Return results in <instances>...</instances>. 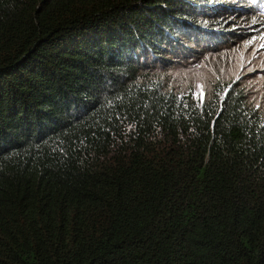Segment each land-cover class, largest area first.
Here are the masks:
<instances>
[{
  "label": "trees",
  "instance_id": "obj_1",
  "mask_svg": "<svg viewBox=\"0 0 264 264\" xmlns=\"http://www.w3.org/2000/svg\"><path fill=\"white\" fill-rule=\"evenodd\" d=\"M211 1L0 0V264H264V106L155 72Z\"/></svg>",
  "mask_w": 264,
  "mask_h": 264
},
{
  "label": "rangeland",
  "instance_id": "obj_2",
  "mask_svg": "<svg viewBox=\"0 0 264 264\" xmlns=\"http://www.w3.org/2000/svg\"><path fill=\"white\" fill-rule=\"evenodd\" d=\"M234 1L236 5L231 10L221 12V20L212 19L214 16L210 17L208 13L200 19L215 29H232L241 35L223 37L222 48L208 52L202 58L155 72L170 86L177 89L194 86L201 95L210 93L216 84L221 83L223 86L219 88L226 89L235 82L243 86L256 103L264 106V7L257 12L250 11L238 5L240 0ZM208 7L212 11L211 6ZM260 17L263 23L259 28L254 27L252 21Z\"/></svg>",
  "mask_w": 264,
  "mask_h": 264
},
{
  "label": "clouds",
  "instance_id": "obj_3",
  "mask_svg": "<svg viewBox=\"0 0 264 264\" xmlns=\"http://www.w3.org/2000/svg\"><path fill=\"white\" fill-rule=\"evenodd\" d=\"M242 7V5H241ZM264 6H257V8L255 9V11L257 12L258 10H261Z\"/></svg>",
  "mask_w": 264,
  "mask_h": 264
}]
</instances>
